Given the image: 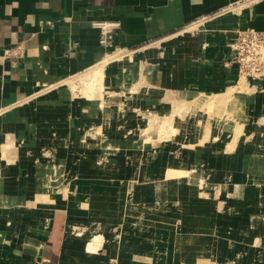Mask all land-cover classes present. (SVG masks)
I'll return each instance as SVG.
<instances>
[{
  "label": "crops",
  "instance_id": "obj_1",
  "mask_svg": "<svg viewBox=\"0 0 264 264\" xmlns=\"http://www.w3.org/2000/svg\"><path fill=\"white\" fill-rule=\"evenodd\" d=\"M100 24L114 50L133 52L134 61L107 65L100 95L73 98L64 82L111 53ZM248 26L264 30V0H0V264H171L172 221H197L200 234L198 221L208 218H226L209 242L213 263L248 264L250 239L225 236L238 215L214 211L222 202L214 187L254 180L258 192L247 203L264 219V82L248 80L251 91L210 113L195 106L187 123L201 119L210 131L197 130L193 150L155 149L153 133L139 136L150 128L144 115L237 84L230 43ZM12 47L20 53L3 57ZM143 60L149 68L137 67ZM108 136L118 144L109 146ZM137 138L148 143L136 147ZM8 146L14 153L5 157ZM79 152L84 159L74 161ZM109 155L115 162L103 164ZM171 166L184 173L167 177ZM51 171H63L64 181ZM127 183L133 206L179 202L200 214L125 212ZM185 244L180 259L205 258V246Z\"/></svg>",
  "mask_w": 264,
  "mask_h": 264
},
{
  "label": "rangeland",
  "instance_id": "obj_2",
  "mask_svg": "<svg viewBox=\"0 0 264 264\" xmlns=\"http://www.w3.org/2000/svg\"><path fill=\"white\" fill-rule=\"evenodd\" d=\"M114 49L115 48L112 45H109L106 47V51L108 53L109 52L113 53L117 51ZM118 51H120V54L121 53L125 54L126 55L125 58H121L119 59V61H115V60L109 61L107 64L104 65V68L109 64H114L117 62L122 65H125L129 61L130 62L134 61L135 57L133 56V52L128 51L126 49H118ZM100 61L101 60H99L97 63H99ZM101 65L102 64L99 63L96 66L91 67L90 69L84 71L79 76L72 77L64 82V84L70 85V87L72 88L73 90L72 92L74 96L73 98H77V99L78 98L83 99L84 97L91 98V97H95L101 94L103 87H104L103 75L98 76L99 79L95 80L92 85H89V82L87 83L86 81V78L87 79L90 78V76L93 75L92 73H94L93 71H95L97 68H100ZM150 65H151V62L143 60L139 63V65H137V67H139V69H143V68L146 69V68H149ZM104 68H103V71H104ZM108 68L110 69L111 67H108ZM141 83L142 85H144V83H148V82L146 80H141ZM80 84H82L81 85L82 88H81V91H78L80 89L79 88ZM249 84L250 83L248 82V79H246V77L244 76H241L237 84L233 86L235 87V89L232 90L234 94L230 95L228 99H226L225 101L223 100V101L217 102L216 104L204 103L202 105L210 106L209 108L206 109L210 113L212 110L211 106L221 105L225 103L226 101L231 100L234 96L240 94L241 92L249 91L250 90ZM129 89L131 91L132 87H130ZM106 91L109 93L115 92V90L114 91L106 90ZM204 97L206 98L205 102H208L210 100L218 98V95L209 96V97L204 96ZM168 98L173 99L172 96H168ZM188 104H192L193 106L188 107ZM238 105H239L238 103L233 104L231 109L237 110ZM195 106H201V105L194 102L193 99L191 100H187V99L186 100H180V99L176 100L175 99L174 106L171 110H169L168 113L166 112L161 113L162 111L159 110L158 112H153V113H150L149 115H144V119L147 118L148 120H150V125H149L150 128H145L143 131H140L139 136L142 137V132L153 133L154 137L150 138L148 142L151 145H153L155 149L158 147H159L158 149H160L163 147L164 144H167L168 147L171 146L172 148H176L177 150L181 146L183 147V150H188V151L193 150L192 143L196 142L195 139L198 135L197 130L203 131L205 134L210 131V124L201 119L198 120L199 122L193 123V125H190L187 123L188 122L187 116L193 113V111L195 110L194 108ZM220 111L222 112L225 110L223 108H220ZM0 113L3 114L4 111H0ZM129 130L131 131V128ZM81 134H82L81 137H83V140H84V137H86L87 134H85V131H83ZM97 134L98 136H101L100 133H97ZM129 134L130 133H128V135L126 136L129 137ZM124 136L125 135H122V137ZM108 137H111L108 140L109 146L110 144H112L113 146L118 144V142L116 141L119 137H116V136H108ZM137 139L138 140H136V147H141L145 143H148V142H143L142 138H137ZM130 141L131 140H129V142ZM83 142H85V140ZM98 146H99V143H98ZM129 146L131 147L132 144L129 143ZM5 151H7L8 153V154H5V157L6 156L10 157L11 156L10 153L11 152L14 153V148L11 149V147L8 146L7 148H5ZM62 157L64 158V156H60V158ZM114 157H116V155H109L107 157L105 156V158H103L101 161L103 164L114 163L115 162ZM60 158H58L60 163L62 164L65 163ZM83 159H84V156L81 155V153L79 152L76 154L74 161L77 160L79 162V161H82ZM51 172L48 173L49 177H51ZM165 172H166L165 175L167 177L172 176V174L173 176H176V175L184 173L178 168H174L172 166L166 169ZM176 172H179V173H176ZM52 173H55V172H52ZM261 173L262 172H257L254 174L260 175ZM55 174H59V177L61 178V180L64 181L63 171L59 173L56 172ZM83 174L85 173H81V175ZM124 174H126V171L124 172ZM226 185L228 184L226 183L224 185V183L219 182L218 185L214 187V190L216 191L215 196L219 198L218 199L219 201H222L221 203L215 206L214 211H218V210L220 212L226 211L224 216L228 218L230 217V215L228 214V211L235 210L236 211L235 215L236 216L238 215V216L235 220L234 219L232 220V222L235 221V223L237 224V227L230 225L229 223L231 221H226L229 223H226L227 228L225 231L227 232V230H229L230 233L226 234L225 232V236L229 238L230 241H233V240L243 241L242 234L245 237H248L250 241L248 242L246 241V242L251 244V248H250L251 251L249 252V256H248V259H249L248 264L253 262V259L255 261L254 264H264V219L256 218L254 214L250 213V210H249L250 205L247 203V199H246L247 197L254 196L258 192V190L255 189V187H252V185L253 186L256 185V182L254 180H251L250 182L249 181L243 182L239 180V178L236 177V180L233 183V185L231 186H226ZM130 191H131V183H127L126 187L123 190V194H122V204H123L125 212H131V209L134 208L135 209L134 211L138 215L152 216V215H160L163 213H170V214L173 213L174 215H177V216L179 215V218L190 217V216L195 217L200 214L198 213L197 210H194L187 205H179V202H172L167 205L158 204L156 206H150L146 204L133 206L130 203V200H131ZM230 199L232 201H229ZM224 206H225V210H223ZM209 215H210L209 217H211V213ZM225 219L226 218H219L215 220V219L208 218V219L198 221L199 223L198 229H200V232H199L200 234H196L197 232L195 230H192L197 226V221L173 220L172 221L173 223L172 224L173 225L172 226V234H173L172 235V246L176 247V251L175 252L173 251L171 254H169V261H171V264H199L198 262H201V264H217L216 262L213 263V261L215 260L217 261V259L215 255L212 256V251L210 249L209 242L212 238H219L220 230H217V229L219 228L220 225L223 224V221H225ZM186 227L189 229L187 231L188 236L185 231ZM220 229H222L221 226H220ZM244 231L246 233H244ZM254 231L255 233L253 234L252 232ZM249 232H251V234H249ZM184 243H186L187 245H191V246H193V244L200 243L201 245H203V247L205 246L204 248L208 251V252H205V255H204L205 258L200 259L199 261L197 259L188 258V257H183L182 259H180L181 257L180 251L182 249L181 245H183ZM187 253L191 254L190 252H187Z\"/></svg>",
  "mask_w": 264,
  "mask_h": 264
},
{
  "label": "built area",
  "instance_id": "obj_3",
  "mask_svg": "<svg viewBox=\"0 0 264 264\" xmlns=\"http://www.w3.org/2000/svg\"><path fill=\"white\" fill-rule=\"evenodd\" d=\"M245 1L256 2L259 0ZM100 25L102 29L101 43L106 46L112 45L108 26ZM230 46L232 59L229 63L237 66L239 75L253 83L264 82V30L252 26L239 28L236 30V36ZM18 53H20V47L6 48L3 57L18 55Z\"/></svg>",
  "mask_w": 264,
  "mask_h": 264
},
{
  "label": "bare ground",
  "instance_id": "obj_4",
  "mask_svg": "<svg viewBox=\"0 0 264 264\" xmlns=\"http://www.w3.org/2000/svg\"><path fill=\"white\" fill-rule=\"evenodd\" d=\"M125 56L126 55L123 53L120 54V51H118V50L113 52V53L107 54V56L102 60V62H101L102 65L100 66V68H97V69L95 68L96 70L93 71L94 72V73H92L93 75L90 76V78H88V79L86 78L87 83L89 82V85H92L95 80L99 79L98 76L103 75L104 65L107 64L109 61H112V60L119 61V59L125 58ZM233 89H235V87H230L226 93L220 94L218 96V98L210 100L208 102H205L206 98L204 97L205 96L204 94H200L198 97H195V99H193V101L200 104V105H202L204 103L216 104L217 102H220L223 100L225 101L226 99H228V97L230 95H233L234 94V92H232ZM176 173H179V172H176ZM172 176H173V174H172Z\"/></svg>",
  "mask_w": 264,
  "mask_h": 264
}]
</instances>
